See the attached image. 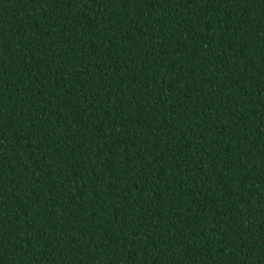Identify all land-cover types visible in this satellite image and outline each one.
<instances>
[{
	"label": "trees",
	"instance_id": "trees-1",
	"mask_svg": "<svg viewBox=\"0 0 264 264\" xmlns=\"http://www.w3.org/2000/svg\"><path fill=\"white\" fill-rule=\"evenodd\" d=\"M0 264H264V0H0Z\"/></svg>",
	"mask_w": 264,
	"mask_h": 264
}]
</instances>
